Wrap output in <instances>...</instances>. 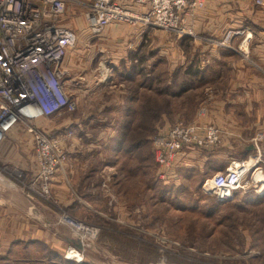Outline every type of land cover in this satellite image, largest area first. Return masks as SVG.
Returning <instances> with one entry per match:
<instances>
[{
    "label": "rangeland",
    "instance_id": "rangeland-1",
    "mask_svg": "<svg viewBox=\"0 0 264 264\" xmlns=\"http://www.w3.org/2000/svg\"><path fill=\"white\" fill-rule=\"evenodd\" d=\"M70 10L66 22L76 18L70 17ZM69 26L76 31L78 40L71 50L76 56L82 55L79 59L82 62L73 65V69L82 70L86 66L96 76L106 73L105 79L110 84L105 96L113 97V90L119 92L115 68L124 74V66L137 64L148 73L145 67L152 66L149 71L154 87L150 97L152 111L146 117L147 122H141L145 111L141 107L138 121L140 126L150 121L151 136L155 137L165 126L162 112L171 114L176 110L161 101L167 93L166 76L161 74L167 62L164 41L168 37L176 39L175 36L158 30L131 34L129 30L140 27L123 24L116 26L121 32H108L106 39L92 40L87 38L82 25ZM122 79L125 90L128 79ZM143 85L136 91L140 104L147 97H143ZM97 93L99 96L94 97L84 94L91 100L77 105L73 113L46 121L53 126L50 138L68 154L69 163L55 175L45 198L33 188L34 173L23 176L0 165V178L5 183H0V264H264V192L244 194L239 190L232 201L217 202L214 209L213 197L202 188L205 181L200 186L199 176L194 172L182 174L184 181H180L176 170L160 167L155 163L151 141L147 150L150 149L152 165L148 168L147 158L146 168V145L132 160L127 150L128 138L123 146L117 144V138L94 139L99 135L97 128L102 124L98 122L103 121L105 111L109 116L114 113L113 108L104 107L103 94ZM215 93L203 92L195 113L199 109V115H207L214 99L221 98V93ZM74 118L84 122L79 126L66 122ZM172 119L167 124L181 122L182 117ZM83 148L92 149L88 165L81 156L76 157ZM72 162L85 167L71 174L67 166ZM136 165V173L132 175ZM207 196L209 203H199ZM73 225L84 228L86 233L77 235L70 228ZM72 243L80 244L82 249Z\"/></svg>",
    "mask_w": 264,
    "mask_h": 264
},
{
    "label": "crops",
    "instance_id": "crops-1",
    "mask_svg": "<svg viewBox=\"0 0 264 264\" xmlns=\"http://www.w3.org/2000/svg\"><path fill=\"white\" fill-rule=\"evenodd\" d=\"M199 1L202 3V8L184 13L183 23L187 31L198 35L202 41L189 36L181 39L168 37L164 41L166 43L164 47H166L167 62L162 68L161 74L166 76L164 84L167 93L163 95L161 101L168 107L174 106L176 110L171 111V114L162 112L161 118L165 124L164 129L171 126L167 124L171 117L174 121L177 117H182V124H195L200 127L211 125L218 130V143L216 145L190 151L185 150L176 159L174 170H176L178 179L184 181L182 174L194 172L199 176L200 186H202L203 182L213 174L227 171L232 160H241L264 168V0H260L261 6L255 4L256 0ZM71 10L73 13V9ZM67 23L74 26L82 25V29H85L80 18L70 19ZM113 31L121 32L122 30L116 26H110L98 39L103 37L106 39V33ZM143 31L145 30L141 28L134 31L129 30L131 34L136 35ZM247 33L250 34V38L246 42ZM227 34H232L230 49H218L204 41V39L221 41ZM169 48L172 51L171 56H169ZM81 58L80 53L79 55L77 53L76 56V52L70 49L62 61L61 68L66 73L68 82L75 86L80 84L82 86L75 88L74 85H68V93L73 96L78 107L86 104V99L87 101L90 99V94L94 97L98 94L97 92L102 93L103 96L101 97H105L104 103H106L104 107L114 109L112 116L106 114L107 110L104 115L102 114L104 119L98 122L102 125L97 128L99 135L97 134L94 139L100 140L104 137L103 140L106 141L120 138L123 133H126L124 125L126 123L134 124L138 120V114L140 115L143 106L145 107L144 119L148 117L153 102L150 97L154 90L151 84L152 75L149 76L152 66L145 67L148 73L143 72V67H141L140 72H137L134 65L130 66L136 68L133 73L126 70V66H124V69L126 68L124 74L115 68L114 79L118 83L116 89L119 92L116 94L113 90L112 97L105 96L107 85L110 84L109 81L104 80L106 73L102 72L96 76L95 72L87 69L86 66L82 70L73 69V65H77ZM161 62L164 64V60ZM149 63L152 64V62ZM123 75H129L127 77V90H122L125 84L122 79ZM148 77L151 78L147 82ZM141 84H144V90L141 88L144 91L143 97L147 96L145 99L148 100L143 99L140 104L136 91L140 90ZM100 85L103 88L96 89ZM94 89L96 90L93 91ZM206 91L221 93V98L214 99L207 110V115H199V109L195 113L196 108L199 104V98ZM132 93H134L133 100L130 99ZM84 94L89 95L88 98L84 97ZM146 103L149 106L147 110ZM139 104L142 106L137 108ZM78 120L79 118H74L66 122L74 126H79L84 122L83 119L80 122ZM46 121H40L39 127L49 134L53 126ZM80 131L83 132L82 129ZM258 136H262V138L255 141ZM145 148L144 152L147 154L144 155L145 166L147 168L146 161L148 158V168H151V152L149 148L147 150V144ZM73 150L74 148L69 152H73ZM77 155L81 156L88 165L93 157L92 149L85 150L83 148L79 154H76V157ZM132 156L131 154L130 158L134 160ZM257 158L261 162L256 163ZM0 165L4 169L14 171L17 174L20 173L23 176H28L29 173L36 171L32 141L23 128L17 127L7 134L0 146ZM82 166L83 164L78 163L73 165L72 162L67 168L72 174L75 169H84L85 165ZM137 166H135L132 175L136 173ZM0 183L5 184L3 181ZM207 197H204L199 203L204 205L209 203L210 197L208 199ZM181 198L184 199V196ZM212 201L215 209L217 201L214 198Z\"/></svg>",
    "mask_w": 264,
    "mask_h": 264
},
{
    "label": "built area",
    "instance_id": "built-area-1",
    "mask_svg": "<svg viewBox=\"0 0 264 264\" xmlns=\"http://www.w3.org/2000/svg\"><path fill=\"white\" fill-rule=\"evenodd\" d=\"M255 4L261 6L262 2L256 0ZM70 8V17L83 20V30L92 40L100 38L110 26L127 24L158 30L176 39L189 36L202 41L183 23L184 13L202 8L199 0H0V146L17 127L30 136L36 164L33 188L41 198L49 194L47 187L69 163V157L39 122L71 114L78 105L68 93L69 82L61 68L67 51L78 41L76 31L66 22ZM231 36L204 41L230 49ZM249 38L247 33L245 41ZM151 143L155 163L174 170L181 152L216 145L218 130L211 125L177 122L160 130ZM202 188L218 203L232 201L239 190L261 195L264 168L232 160L227 171L213 174Z\"/></svg>",
    "mask_w": 264,
    "mask_h": 264
},
{
    "label": "trees",
    "instance_id": "trees-1",
    "mask_svg": "<svg viewBox=\"0 0 264 264\" xmlns=\"http://www.w3.org/2000/svg\"><path fill=\"white\" fill-rule=\"evenodd\" d=\"M136 68H137V72L141 71V66H139V65L137 66V64H136ZM136 68L128 67L127 69L126 68L125 69L128 70V71H132V73H133V72H135ZM125 69H123V70H125ZM128 76L127 75L126 76L123 75L122 78L123 77L126 78ZM130 99L131 100L134 99V93L131 94V98ZM151 111H152V109H151ZM142 115H144V111L142 112ZM151 115L154 117L153 113H151ZM145 120H146V118L144 119V117H143L142 120H139V121L147 122ZM139 121L137 120L134 124L126 123L124 125V127L126 128V133H123V135H121L120 138H118V140H117L118 141L117 144L119 146H123L124 143L126 142V139L127 138L129 139V142H128L129 143V149H127V150L129 151V153L131 152L130 155L131 154L134 155L135 152L136 153H139V152L141 153L142 148H144V146L147 143L149 144V142L151 141V137H154V136H151L152 132H153V126L151 125L150 121H149V123H145V125H142V126H140V124H139L140 122ZM119 150H121V149H119ZM122 150H124V149H122Z\"/></svg>",
    "mask_w": 264,
    "mask_h": 264
},
{
    "label": "bare ground",
    "instance_id": "bare-ground-1",
    "mask_svg": "<svg viewBox=\"0 0 264 264\" xmlns=\"http://www.w3.org/2000/svg\"><path fill=\"white\" fill-rule=\"evenodd\" d=\"M0 181L2 182V179L0 178ZM4 182V181H3ZM61 223L64 224V221L61 219ZM71 230H73V232H77V235L78 234H83V233H86L85 229L84 228H79V229H76V228H72L70 226Z\"/></svg>",
    "mask_w": 264,
    "mask_h": 264
},
{
    "label": "water",
    "instance_id": "water-1",
    "mask_svg": "<svg viewBox=\"0 0 264 264\" xmlns=\"http://www.w3.org/2000/svg\"><path fill=\"white\" fill-rule=\"evenodd\" d=\"M72 244H73V243H72ZM73 246H75L76 248H78V250H81V249H82V248H81L82 246H81L80 244H76V243H74Z\"/></svg>",
    "mask_w": 264,
    "mask_h": 264
}]
</instances>
